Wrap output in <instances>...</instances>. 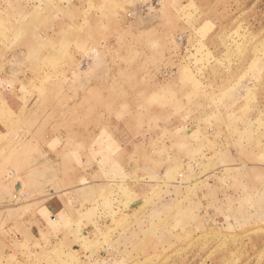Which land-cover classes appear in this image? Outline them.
Returning a JSON list of instances; mask_svg holds the SVG:
<instances>
[{
  "label": "rangeland",
  "instance_id": "rangeland-1",
  "mask_svg": "<svg viewBox=\"0 0 264 264\" xmlns=\"http://www.w3.org/2000/svg\"><path fill=\"white\" fill-rule=\"evenodd\" d=\"M0 9V264H264V0Z\"/></svg>",
  "mask_w": 264,
  "mask_h": 264
},
{
  "label": "crops",
  "instance_id": "crops-1",
  "mask_svg": "<svg viewBox=\"0 0 264 264\" xmlns=\"http://www.w3.org/2000/svg\"><path fill=\"white\" fill-rule=\"evenodd\" d=\"M12 8H17V7H9V9H11L12 10ZM1 10V9H0ZM9 12H11V11H9ZM26 45H28V44H26ZM44 58H46L47 60L49 59V55L48 54H46L45 53V55H42L41 56V59H44ZM10 98H12L13 99V96L12 95H10ZM11 99V100H12ZM13 102V105H16V104H14V103H17V101H12ZM19 118H18V116H10V117H0V134H4V133H7V131H6V127H4L3 128V126L2 125H6V124H10V125H13V124H17L18 122H19V120H18ZM26 122L27 123H29V122H31L32 123V120L31 121H28V118H27V120H26ZM0 148H1V145H0ZM133 188H137V189H139V187H137L136 185L135 186H133ZM134 205L136 204V203H133ZM136 207V206H135ZM135 207H129L128 209H133V208H135ZM113 218V217H112ZM112 218H110V219H112ZM109 219V220H110ZM105 251L106 252H113L114 251V249L112 250L111 248H105ZM108 255V254H107Z\"/></svg>",
  "mask_w": 264,
  "mask_h": 264
},
{
  "label": "bare ground",
  "instance_id": "bare-ground-1",
  "mask_svg": "<svg viewBox=\"0 0 264 264\" xmlns=\"http://www.w3.org/2000/svg\"><path fill=\"white\" fill-rule=\"evenodd\" d=\"M90 55L95 56V55H96V52L93 51V54H92V52H91ZM88 61H89V62L94 61V57H93V60H92V59H89Z\"/></svg>",
  "mask_w": 264,
  "mask_h": 264
}]
</instances>
